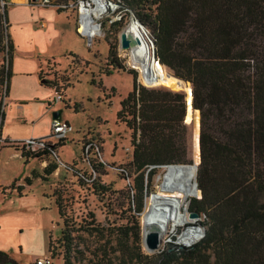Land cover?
<instances>
[{"label": "trees", "instance_id": "16d2710c", "mask_svg": "<svg viewBox=\"0 0 264 264\" xmlns=\"http://www.w3.org/2000/svg\"><path fill=\"white\" fill-rule=\"evenodd\" d=\"M106 1L129 10L141 27L149 28L147 38L159 65L188 84L191 107L199 115V161L193 179L199 197L188 201L187 212L197 214L203 236L189 247L170 244L150 256L138 247L131 251L125 243L119 246L116 242L110 253L117 255H106L100 264H264V0ZM0 2V84H4V95L13 47L6 32V1ZM101 25L103 30L104 25L115 24L104 19ZM107 57L108 65L122 68L114 52L108 50ZM166 87L138 85L132 75L130 90L115 112V119L130 131V163L138 172V193L145 188L142 180L150 179L156 168L192 165L187 157L186 128L189 132L190 128L183 123V94ZM71 108L72 113L79 112V103ZM194 136L197 142L196 125ZM1 145L24 159L47 158L46 152L29 154L8 142ZM81 149L80 155L85 157ZM87 156L96 159L94 152ZM95 163L87 161L89 171L78 177L81 182H96L100 165ZM55 169L56 165L48 164L42 173L49 175ZM114 172L131 186L124 168ZM35 178L44 180L31 172L22 182L28 186ZM13 183L0 187V194L22 196V187ZM53 206L60 217L56 201ZM141 207L139 194L134 212ZM137 233L121 235L123 239L131 235L136 241ZM73 263L71 249L66 247L61 264ZM0 264L17 263L0 252Z\"/></svg>", "mask_w": 264, "mask_h": 264}, {"label": "rangeland", "instance_id": "374dc122", "mask_svg": "<svg viewBox=\"0 0 264 264\" xmlns=\"http://www.w3.org/2000/svg\"><path fill=\"white\" fill-rule=\"evenodd\" d=\"M33 2L35 6L40 7L39 0ZM0 5H3V2H0ZM4 5L6 7V3ZM7 17L9 27L13 26L15 21L10 11H8ZM103 18L102 20H104ZM127 26L128 22L126 21L109 27L104 25L103 32H100L90 45H87L79 37H71V42L68 43V52L56 60L58 67H51L50 61H47L45 71H42L47 76L46 81L54 88L56 95L60 96V100L51 101V105L60 108L59 119L67 124L66 138L63 144L55 149L58 159L65 166L54 164L58 171L46 175L44 180L35 183L30 192H27L30 196L45 197L43 199L44 210L41 211L42 218L40 219L43 223L42 232L28 231L32 229L30 226L33 224V220L29 217L14 216L25 224V228L20 227L15 232L19 233L17 238L19 243L15 253L18 255H14L21 264H32L36 258H42L48 253L51 255L52 264H61L62 253L66 247L71 249V254L74 256L73 264H100L107 256L117 255V253L113 255L110 253V248L114 247L116 242L119 246L125 243L131 251L138 247V250L147 256L155 254L153 251L147 252L141 245L142 218L146 205L155 203L159 193L158 187L163 182L166 169L169 166L158 167L150 179L145 181L143 179L145 188H141L138 193L136 186L138 172L130 163V131L122 122L115 119V112L118 109L119 100L130 90L132 75L136 84L144 87L150 86L144 85L139 78L138 71L133 69L128 58L129 50L119 48V34ZM142 27L144 34L148 36L149 28L144 25ZM108 50L114 52L121 69H115L114 66L108 65ZM155 68L158 73L165 74L160 65L156 64ZM130 70L133 71L130 72ZM127 73H131V75ZM166 85L170 87L169 83L161 86ZM3 91L4 84L1 83L0 99ZM74 103H79L80 106L77 113H72L71 107ZM193 120L195 123L196 116L193 117ZM186 131L187 157L192 164L194 158L191 133L187 128ZM85 142L97 146L100 155V160L95 159L100 165L97 166L99 177L92 185H87L78 178L81 174H88L87 161L89 164H96L90 156L81 157L80 146ZM0 147L3 145L0 144ZM49 159L53 162L51 158ZM173 166L192 168L191 182L193 183L194 168L192 165ZM14 168L18 173L17 166ZM117 168H124L128 172L131 180L130 187L122 181L121 176L114 172ZM0 180L4 179L0 177ZM23 193L21 191V195ZM139 194L142 196V207L138 213H135L133 208ZM6 197H8L6 194L4 196L0 194V198L5 199ZM198 197L199 194L196 195L195 191V194L182 204L180 210L186 214V217L188 201ZM54 201L59 206L60 217H56V211L52 205ZM5 219L4 221L9 222L6 216ZM186 224L189 226L192 221L186 222ZM183 226L169 228L160 240H167L174 233L182 234V232L175 231L182 230ZM18 230L22 232H18ZM122 232H130L131 235L132 232H138L137 240L134 241L131 235L127 239H123ZM18 246L21 247V250ZM28 247L32 249L27 250ZM11 250L13 251V249Z\"/></svg>", "mask_w": 264, "mask_h": 264}, {"label": "crops", "instance_id": "0c3cea01", "mask_svg": "<svg viewBox=\"0 0 264 264\" xmlns=\"http://www.w3.org/2000/svg\"><path fill=\"white\" fill-rule=\"evenodd\" d=\"M5 1L7 33L13 51L1 107L0 137L4 141L45 137L48 135L51 113L59 110L60 118L61 110L58 106L51 105L56 92L49 83H44L47 76L42 71H45L47 61H50L51 67H58L57 58L68 52V43L71 42V37L76 36L74 16L69 10L56 11L52 7H37L31 0ZM8 11L15 21L10 27ZM48 164L54 165L49 158L24 159L10 148L0 147V177L4 179L0 180V187L14 182L24 192L22 196L13 192L5 199L0 198V252L6 253L17 264L21 263L15 257L18 255L15 253L19 243V233L15 232L20 227L25 228V224L14 216L29 217L33 224L28 231L42 232L43 223L40 219L45 199L40 195L27 194L35 183L41 181L39 178L31 179L28 186L23 184L22 179L30 177L31 172L45 178L42 170ZM14 166H17L18 173ZM56 171L58 169L54 170ZM5 216L9 222L4 221ZM10 217L12 218L9 219ZM30 247L27 250L32 249Z\"/></svg>", "mask_w": 264, "mask_h": 264}, {"label": "bare ground", "instance_id": "6f19581e", "mask_svg": "<svg viewBox=\"0 0 264 264\" xmlns=\"http://www.w3.org/2000/svg\"><path fill=\"white\" fill-rule=\"evenodd\" d=\"M101 11L96 5L95 13ZM125 34L129 47L128 58L133 69L139 73L141 82L146 86H157L170 84V89L186 90L187 85L179 80H176L165 74L158 73L154 64L151 61V52L149 45L141 33V31L133 24H128L126 29L122 31ZM167 88V87H166ZM168 88V89H169ZM190 120V113H187V121ZM193 160H197V142L193 134ZM193 170L185 166H169L166 169L163 182L158 187V195L154 204H147L142 218V243L150 235L155 234L157 240H160L169 228L183 225L185 222L191 221L186 217L180 208L184 202L195 194L194 185L191 182ZM185 232V233H184ZM183 232L181 239L188 240L197 237V233L193 229H188Z\"/></svg>", "mask_w": 264, "mask_h": 264}, {"label": "built area", "instance_id": "2783aa9c", "mask_svg": "<svg viewBox=\"0 0 264 264\" xmlns=\"http://www.w3.org/2000/svg\"><path fill=\"white\" fill-rule=\"evenodd\" d=\"M38 5L40 7H52L58 10H69L73 13L74 16V32L77 37L81 38L86 42L87 45L92 43L96 37H98L102 30V18L107 19L108 24H118L123 21L128 22V24H133L137 27L141 33L146 38V41L150 47V51L152 48L151 43L149 42L146 34L142 27L138 24V22L133 18L131 12L127 9L121 8L117 3L108 2L106 0H68L61 2L59 0H39ZM99 6L101 11L99 13H95V7ZM132 65V64H131ZM132 69V68H129ZM1 106L4 100V95L2 96ZM60 100V96L55 95L53 97V101L57 102ZM67 129V124L65 122H61L58 120H51L49 125L48 135L45 137L39 138H23L20 140L13 141H4L0 137V144L3 142H8L10 144L15 145L19 150L29 154H40L46 152L47 158H51L54 164L64 167L65 165L60 162L58 159L54 145L57 144L58 141L65 139V132ZM51 140H54L53 142ZM82 149V154L87 156L90 152L94 151V154L98 160H100V155L98 153V148L92 143L85 142L80 146ZM101 162V161H100ZM194 182V180H193ZM187 210V209H186ZM199 219H192V224L186 226L183 224L184 228L180 231L175 232H183L187 229H193L197 233V237L193 239L183 240L181 239V235H177L176 233L172 234L168 237L167 240H158V244L156 248L153 250L154 253H159L168 245H172L175 248H183L189 247L199 241L203 236V228L197 224ZM179 226V225H177ZM178 229V228H176ZM176 234V235H175ZM147 251V250H146ZM148 252V251H147ZM152 252V251H151ZM32 264H52L51 258L46 255L42 258H37L33 261Z\"/></svg>", "mask_w": 264, "mask_h": 264}, {"label": "water", "instance_id": "95a60500", "mask_svg": "<svg viewBox=\"0 0 264 264\" xmlns=\"http://www.w3.org/2000/svg\"><path fill=\"white\" fill-rule=\"evenodd\" d=\"M31 1H35V0H31ZM118 44H119V48L120 49H128L129 47V42L125 36V34H123L122 32L119 34V37H118ZM151 61L154 63V64H158V61L155 59L154 55H153V50L151 48ZM170 76V75H169ZM172 78L176 79V80H179L173 76H171ZM181 81V80H179ZM183 82V81H181ZM185 83V82H183ZM186 85H188L187 83H185ZM168 89V88H166ZM169 90V89H168ZM172 91V90H170ZM174 92H181L183 94V102H184V114H183V123L185 125H188L189 128H190V135H191V139H192V133H193V129L195 127V123H194V120H193V117L196 116V128H197V160L196 162H192V166L194 167V174H195V168H196V165L198 164V161H199V158H198V131H199V115H198V111L197 110H194L192 109L191 107V96H190V91H188L187 93L184 92V91H181V90H175ZM190 113V116H191V119L192 121H187V113ZM59 115H60V111L59 110H56L54 112L51 113L50 115V118L51 120H58L59 119ZM193 185H194V189H195V183L193 182ZM196 192H198L196 189H195ZM199 194V193H198ZM188 219L192 220V219H196L197 218V214L194 213V212H188V215H187ZM158 244V240L155 236V234H150L142 243L143 247L145 250H147L148 252H151L153 251L156 246Z\"/></svg>", "mask_w": 264, "mask_h": 264}]
</instances>
